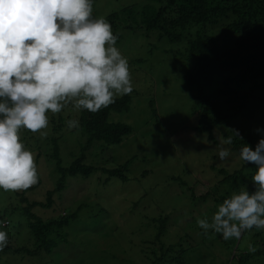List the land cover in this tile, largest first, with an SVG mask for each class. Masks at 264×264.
Returning a JSON list of instances; mask_svg holds the SVG:
<instances>
[{
	"label": "rangeland",
	"instance_id": "obj_1",
	"mask_svg": "<svg viewBox=\"0 0 264 264\" xmlns=\"http://www.w3.org/2000/svg\"><path fill=\"white\" fill-rule=\"evenodd\" d=\"M92 3L94 19L117 15L114 22L119 25L113 31L119 39L115 46L129 62L134 90L129 110L113 112L109 117L110 122L130 126L131 134L121 144L108 149L91 148L86 163L114 168L131 160L127 171L130 180L123 183L113 178L107 184V176L101 171L93 173L87 180L70 179V187L54 196L53 208H35V214L47 220L73 213L81 205L94 204L95 212L101 207L108 211L104 222L88 229L84 224L76 225L74 231L77 233L67 238L68 244H60V253H53L49 258L8 254L0 258V264H40L42 258L43 261L47 259L42 264H150L149 258L154 257L149 255V250L159 248L158 244L151 243L157 232V224L152 221L160 216L169 217L162 241L175 246L172 257L182 252L180 243L185 248L179 259L182 264H239L234 259L236 252H250V245L257 249L255 253L262 250L263 240L249 234L251 230L239 240L225 241L221 234L211 230L205 235L197 219L210 220L221 204L216 205L212 196L205 200L199 196L219 182L220 191H227L230 187L225 184L222 171L231 174L245 164L230 145L224 147L231 150V155L223 162L220 160L218 135H232L230 129L239 130L240 136L245 134L244 130L249 135L258 134L257 128L264 129V111L262 116H254L251 120L241 116L220 123L211 138L207 134L209 143H205V133L194 129L198 115L194 114V101L183 78L186 64L177 55L179 44L160 38L157 32L147 33L139 28L145 27L143 9H152L155 1L93 0ZM216 32L218 38H226L224 26H218ZM47 115L49 125L42 130L47 132L46 138L41 139L39 133L26 128L19 131L26 150L34 154L41 181L37 189L25 194L30 201H45L48 193L56 189L53 139L60 140L59 158L63 166H69L79 156L78 147L85 141L78 129L67 127L68 120H77L80 116V111L73 105L69 104L61 113L49 111ZM55 126L57 131L53 130ZM252 187L255 185L249 179L242 190ZM22 192H5L0 188V210L10 204L20 209L19 194ZM193 195L199 198H193ZM71 199L74 202L70 205ZM82 214L84 219L89 216L84 211ZM102 221L101 217L97 219V222ZM6 223L16 244L31 247L32 237L20 213ZM261 232L264 234V230ZM158 256H161L160 252ZM246 264H264V257L251 259Z\"/></svg>",
	"mask_w": 264,
	"mask_h": 264
},
{
	"label": "trees",
	"instance_id": "obj_2",
	"mask_svg": "<svg viewBox=\"0 0 264 264\" xmlns=\"http://www.w3.org/2000/svg\"><path fill=\"white\" fill-rule=\"evenodd\" d=\"M153 1L155 3L150 7L152 9H143L142 22L145 27L139 26V28L147 33L157 32L160 38L179 44L177 55L179 60L186 64L183 69V78L194 101V114L198 115L195 131L207 133L211 138L214 129L220 123L235 120L241 116L250 120L254 119V116H262L264 111V0ZM92 18L94 19L93 16ZM115 18H117L116 14L106 19L114 31L119 25L118 22H114ZM220 25L224 26L226 31L224 39L218 38L217 32L215 33ZM130 102L131 94H128L117 98L114 104L95 114L88 110H79L78 130L85 137V141L78 147L79 156L69 166H63L64 163L59 158L60 140L53 139L52 159L56 163V189L48 193L45 201H30L25 194L37 189L41 182L38 181L36 185L19 194L22 203L20 209L10 204V207L0 210V220L12 221L16 213H20L25 218L26 228L29 229L28 233L32 237L31 247L16 244L12 232L5 228L9 243L3 251H0V258L8 254L49 258L53 253H60L58 251L60 244H68L67 238L72 233H77L74 231L76 225L84 224L88 229L91 225L97 227L104 222L108 211L101 207L98 212H95L94 204L81 205L73 213L47 220L38 217L34 210L35 208L52 209L55 204L54 196L61 195L70 187L69 182L72 181L70 179L87 180L93 173L101 171L107 176L105 181L107 184L113 178L123 183L130 180L127 171L131 160L114 168L99 167L94 162L86 163L87 152L91 148L108 149L121 144L123 139L131 134L130 126L109 121L111 113L128 111ZM53 130L57 131V127L55 126ZM244 132L245 134L241 135L242 139L234 137L230 145L238 154L245 145H250L255 150L258 141L264 138V133L260 136L259 133L249 135L246 130ZM256 167L255 164L246 163L234 173L228 174L222 171L225 176L224 182L230 188L222 193L219 182L199 197L205 200L212 196L216 205L223 203L234 192L238 193L242 190V186L252 179ZM173 179L177 180V178ZM248 191L255 192L256 187ZM199 197L193 195V198ZM73 202L74 200L71 199L68 204L71 205ZM83 211L89 215L87 219L83 218ZM99 217L102 218V222H97ZM168 220V216H160L152 221L153 224H157L155 228L157 232L151 243L154 246L158 244L159 248L149 250V255L154 257L149 258L150 264H182L179 259H182L181 253L185 251L183 245L179 244L182 252L172 257L175 246L166 245L162 241ZM251 233L253 237L264 242V234L261 231L254 228L249 234ZM233 244L234 242L231 246ZM143 251L145 253L146 250ZM261 256L264 257V248L255 254L236 252L234 259L238 260L239 264H246L251 259ZM45 261L42 258L40 264Z\"/></svg>",
	"mask_w": 264,
	"mask_h": 264
},
{
	"label": "clouds",
	"instance_id": "obj_3",
	"mask_svg": "<svg viewBox=\"0 0 264 264\" xmlns=\"http://www.w3.org/2000/svg\"><path fill=\"white\" fill-rule=\"evenodd\" d=\"M92 15V0H0V188L5 192L27 190L39 181L21 128L46 138L42 130L49 125V111L58 114L71 104L95 114L134 90L129 62L115 46L118 34L104 17ZM66 124L70 130L80 127L79 120ZM230 131L218 135L222 162L231 155L224 145L242 139L239 130ZM239 160L257 166L256 191L234 192L210 220L198 218L205 235L211 230L225 241L239 240L254 228L264 230V138L255 150L243 146ZM6 227L0 220V228ZM8 243V233L0 230V251ZM249 251L257 249L250 245Z\"/></svg>",
	"mask_w": 264,
	"mask_h": 264
}]
</instances>
